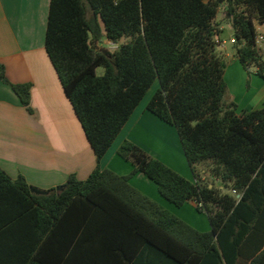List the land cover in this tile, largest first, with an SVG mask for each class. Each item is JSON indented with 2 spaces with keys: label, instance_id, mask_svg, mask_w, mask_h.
Wrapping results in <instances>:
<instances>
[{
  "label": "trees",
  "instance_id": "obj_1",
  "mask_svg": "<svg viewBox=\"0 0 264 264\" xmlns=\"http://www.w3.org/2000/svg\"><path fill=\"white\" fill-rule=\"evenodd\" d=\"M220 9L237 61L264 79L254 47L264 0L49 1L44 48L96 163L85 180L71 174L48 190L0 169V264H264V107L237 113L224 102ZM104 39L117 45L110 56ZM0 80L32 114L31 85L11 84L1 63ZM156 81L146 110L176 129L193 181L127 140L117 154L131 174L101 168ZM203 166L229 193L201 182ZM134 173L175 207L194 202L210 230L134 189Z\"/></svg>",
  "mask_w": 264,
  "mask_h": 264
},
{
  "label": "crops",
  "instance_id": "obj_2",
  "mask_svg": "<svg viewBox=\"0 0 264 264\" xmlns=\"http://www.w3.org/2000/svg\"><path fill=\"white\" fill-rule=\"evenodd\" d=\"M49 1L0 0V63L11 84L31 85L30 107L33 110L32 114L28 113L11 87L0 80V169L12 179L22 176L28 185L41 190L64 184L71 174L83 181L96 163L44 48ZM219 12L232 34L223 9ZM221 23L216 19L220 31L216 39L219 43L217 48L224 51L226 40L230 42L232 37L225 38V28ZM256 27L263 31L264 26ZM229 68L233 79L242 84L245 70L236 58H233ZM249 82L250 86L254 85L252 92L239 95L234 90L230 95L229 101L239 109L237 113L264 107V79L250 77ZM148 100L135 108L102 158L101 168L110 169L118 176L131 173L133 167L117 154L121 143L127 140L154 157H158L155 151H160L164 157L175 153L180 165L174 164L178 167L175 169L173 166L174 169L182 173V177L187 175L186 179L193 181L176 129L146 110ZM128 183L158 205L164 206L163 202H166L173 206L141 173L132 174ZM189 203L194 205V202L186 204Z\"/></svg>",
  "mask_w": 264,
  "mask_h": 264
},
{
  "label": "rangeland",
  "instance_id": "obj_3",
  "mask_svg": "<svg viewBox=\"0 0 264 264\" xmlns=\"http://www.w3.org/2000/svg\"><path fill=\"white\" fill-rule=\"evenodd\" d=\"M216 19L219 22L222 21L221 24L225 28V38L233 37V34H231L226 28V22H224L222 20L221 12L218 13ZM256 25H258V24L256 23ZM259 31L261 32L262 30H259ZM99 47L102 48V50L108 56H110V53L113 50L116 49L117 45L104 39V40L101 41V43H99ZM224 47H225L224 51L222 49L220 50L218 48H217L216 51H217V53H219L222 56L223 62L225 64L224 71L226 72V69L228 68V71L226 72V74L224 72V74H225L224 75V81H225V84H226V93H225V97H224V102L227 103L231 99L230 95H232L234 90L236 92H238L239 95H242L243 93H246V92H252V90L254 89V85L250 86V82H249V78L250 77H252V78L254 77L255 79H257L258 77L259 78H261V77L258 76L257 73H256L257 72V67L252 64V65H250L248 67V70L244 69L245 70L244 71V73H245V81H243L242 84H240L239 82L237 83L233 79V77L231 76V68H229V66L233 62V58H236L235 57V45L234 44H230L229 39H227L226 40V44L224 45ZM262 58L264 60V56ZM102 73H103V69L102 68H98L97 69V74L101 75ZM157 87H158V83L156 81L151 86V88L147 91V93L145 94L144 98L142 99V101L140 103H142V102L144 103L149 98H151L153 93L156 91ZM238 110L236 109V112H239ZM155 152H156V154H158V157H154V155L153 156H151L149 154L148 155L150 157L154 158V159L159 160L160 162H162L163 164H165L166 166H168L169 168H171L172 170L177 172L175 169L178 168V167L174 166V164H177V166L180 165V159L175 153H172L171 156L164 157L161 153H159L160 151H155ZM173 166L175 167V169H174ZM186 166H187L188 170L190 171V168H189V166L187 164V161H186ZM179 168H180V166H179ZM206 169H207V166H203L202 167V170L206 171ZM108 170H110V169H108ZM180 172H183V171H180ZM190 173H191V171H190ZM178 174L182 176V173H178ZM202 174H203L202 177L204 176V179L203 180L201 179V182H203L205 184H208V185H212L213 184V186L216 189H218L221 193H229V189L224 188L220 180H218L215 177H213L212 175H210L207 171L205 173H202ZM124 176H129V174L124 175ZM130 178H131V176L129 177L128 181L130 180ZM186 178H187V175H186ZM188 178H191V176L188 175ZM163 203H164V206L161 205V207L163 209H165L169 213L173 214L174 216H176L177 218L182 220L184 223L188 224L194 230H196L198 232H207V231H209V227L210 226H209V221H208V218H207L206 214L204 212H197L195 210V204L193 205V204L189 203V204H184L181 208H175V207L167 204L166 202H163Z\"/></svg>",
  "mask_w": 264,
  "mask_h": 264
},
{
  "label": "built area",
  "instance_id": "obj_4",
  "mask_svg": "<svg viewBox=\"0 0 264 264\" xmlns=\"http://www.w3.org/2000/svg\"><path fill=\"white\" fill-rule=\"evenodd\" d=\"M259 30H260V28L259 27H256V32L257 33H256L255 40H254V47H255V49L257 50V52L259 54H262L263 55L264 54V47H263V42H264V28H263V31H261V32ZM230 42L233 44L234 43V40L231 39ZM218 45H219V43H218ZM232 193L235 194L234 191ZM237 197H238V195H237Z\"/></svg>",
  "mask_w": 264,
  "mask_h": 264
}]
</instances>
